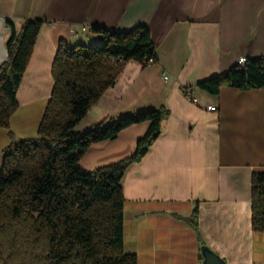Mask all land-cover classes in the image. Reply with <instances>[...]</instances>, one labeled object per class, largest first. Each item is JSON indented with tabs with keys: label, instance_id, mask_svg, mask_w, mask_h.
<instances>
[{
	"label": "crops",
	"instance_id": "0c3cea01",
	"mask_svg": "<svg viewBox=\"0 0 264 264\" xmlns=\"http://www.w3.org/2000/svg\"><path fill=\"white\" fill-rule=\"evenodd\" d=\"M26 20L44 24L18 88V109L10 127L0 128V172L9 132L20 140L38 134L60 40L87 45L100 41L93 26H147L159 63H125L84 117L97 107L102 121L161 106L170 112L161 135L121 181L124 252L137 264H203L198 235L185 221L197 207L206 247L226 264H264V231L251 224V179L264 172V88L222 87L217 95L188 89L195 102L182 91L240 58H264V0H0V65L8 58L6 22L20 33ZM148 127L132 125L93 144L80 166L92 172L129 157Z\"/></svg>",
	"mask_w": 264,
	"mask_h": 264
},
{
	"label": "trees",
	"instance_id": "16d2710c",
	"mask_svg": "<svg viewBox=\"0 0 264 264\" xmlns=\"http://www.w3.org/2000/svg\"><path fill=\"white\" fill-rule=\"evenodd\" d=\"M7 60L0 65V128L10 127L18 109V88L44 20H26L20 33L7 21ZM99 45L60 40L52 65L54 87L30 140L11 131L0 172V264H137L123 249L122 178L161 135L170 112L165 106L104 119L81 134L74 129L113 87L123 65L159 63L147 26L115 31L93 26ZM152 60L150 64L149 61ZM113 61L121 64L114 65ZM222 87L264 88V58L247 59L182 91L198 88L211 95ZM148 130L129 157L88 172L80 161L95 143L114 140L136 124ZM252 229L264 231V172L251 179ZM185 221L199 232L198 208Z\"/></svg>",
	"mask_w": 264,
	"mask_h": 264
},
{
	"label": "rangeland",
	"instance_id": "374dc122",
	"mask_svg": "<svg viewBox=\"0 0 264 264\" xmlns=\"http://www.w3.org/2000/svg\"><path fill=\"white\" fill-rule=\"evenodd\" d=\"M101 43H102L101 41L96 42L93 40V41H88L87 45H99ZM100 106H101L100 108H102V103ZM97 110H98V107L93 111V113L90 116H87V119H84L81 122V124L79 123L80 125L78 124L79 126H77L74 130V132L76 134H81V133L85 132L86 130H88L89 128L97 125L98 123H100L102 121L101 120L102 118L96 114Z\"/></svg>",
	"mask_w": 264,
	"mask_h": 264
},
{
	"label": "water",
	"instance_id": "95a60500",
	"mask_svg": "<svg viewBox=\"0 0 264 264\" xmlns=\"http://www.w3.org/2000/svg\"><path fill=\"white\" fill-rule=\"evenodd\" d=\"M201 254L203 257V264H226V262L209 247H202Z\"/></svg>",
	"mask_w": 264,
	"mask_h": 264
},
{
	"label": "built area",
	"instance_id": "2783aa9c",
	"mask_svg": "<svg viewBox=\"0 0 264 264\" xmlns=\"http://www.w3.org/2000/svg\"><path fill=\"white\" fill-rule=\"evenodd\" d=\"M246 62H247V59L244 58V57H243V58H240V59L238 60V64H241V65L245 64ZM149 63L151 64V63H152V60H150ZM163 78H164L165 80H168V79H169V75L166 74V73H164V74H163ZM187 96H188V98H189L192 102H195V99L193 98V96H192L191 93H188V92H187ZM208 110H209V111H212V112H215V111H217V108H216V107H213V106H210V107L208 108Z\"/></svg>",
	"mask_w": 264,
	"mask_h": 264
}]
</instances>
